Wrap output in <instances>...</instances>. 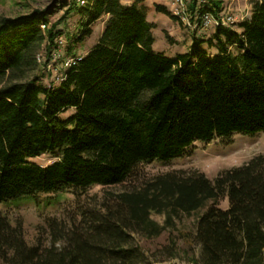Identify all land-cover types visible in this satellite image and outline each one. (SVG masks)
<instances>
[{"label":"trees","instance_id":"trees-1","mask_svg":"<svg viewBox=\"0 0 264 264\" xmlns=\"http://www.w3.org/2000/svg\"><path fill=\"white\" fill-rule=\"evenodd\" d=\"M143 1L85 0L76 40L107 20L56 86L26 80L38 65L46 12L0 16V203L122 184L139 164L180 157L196 141L264 132V0L252 2L240 31L218 26L204 41L215 54L196 41L173 56L153 49L155 23ZM195 7L188 4L191 18ZM46 35L48 44L58 36ZM44 153L58 159L46 166L28 160ZM200 209L190 236L199 252L194 264H264V155L213 179L156 175L81 214L64 234L52 223L48 247L28 245L21 225L0 210V264H151L135 235L159 236L179 214ZM152 213L164 214V224Z\"/></svg>","mask_w":264,"mask_h":264},{"label":"rangeland","instance_id":"rangeland-1","mask_svg":"<svg viewBox=\"0 0 264 264\" xmlns=\"http://www.w3.org/2000/svg\"><path fill=\"white\" fill-rule=\"evenodd\" d=\"M184 1L188 9V4L194 0ZM253 1L208 0V12L213 15L212 19L221 15H233L235 21L227 26L240 31L239 24L252 14ZM215 2L220 5L219 12H212L216 9ZM140 5L145 8L147 20L155 23V51L173 56L190 51L193 43L197 41L209 54L217 52L215 47H209L204 41L213 36L218 26L214 20L207 23L208 25L201 23L199 16L203 11H193V18L188 11L181 16V8L178 6L177 9L174 0H144ZM155 5L164 6L170 15L157 11ZM80 7L79 4L77 9L74 8V0H0V16L3 17H17L33 11L46 12L48 24L46 27L40 25L45 40L37 53L38 65L28 72L26 80L36 78L44 86L58 85L69 65L98 42L107 16L91 24V33L78 41L76 39L81 36L84 21L79 12ZM48 29L58 35L53 44H48ZM46 47H50L49 52ZM72 112L68 110L64 115ZM237 152V159L232 160L231 156ZM259 155H264V132L234 133L228 138H215L210 142L196 141L180 157L166 162L153 160L139 164L134 174L122 184L94 185L78 195L72 190H67L58 194L40 195L38 200L23 198L16 202H2L0 210L7 215L12 225H21L23 238L28 245L48 247L53 237L52 223H56V229L64 234L73 224L78 223L81 214L93 209L98 210L102 202L111 195L138 188L142 182L156 175L168 172H201L213 179L220 171L241 166ZM57 159L58 154L44 153L28 160L46 166ZM227 205V198L219 204L222 208ZM204 210L179 214L174 218V223L168 225L159 236L149 238L135 235V242L145 251L151 264H194L193 258L197 257L199 252L197 246L191 242L190 236L195 231L198 216ZM151 218L161 225L164 224V214L152 213ZM56 245H62V240ZM165 247L173 254L169 255Z\"/></svg>","mask_w":264,"mask_h":264},{"label":"built area","instance_id":"built-area-1","mask_svg":"<svg viewBox=\"0 0 264 264\" xmlns=\"http://www.w3.org/2000/svg\"><path fill=\"white\" fill-rule=\"evenodd\" d=\"M196 3L195 11H198L199 9H202L203 12L200 13V22L203 24L208 25L207 23L211 22V20H214V23L217 26H227L228 24H232L235 21V18L233 15H225L222 17V15L219 18L212 19V14L209 13V3L208 0H194ZM77 2L80 5H85V0H77ZM175 5L181 8V16L185 14V11H187L186 6H185V1L184 0H174ZM180 11H178L179 13Z\"/></svg>","mask_w":264,"mask_h":264},{"label":"bare ground","instance_id":"bare-ground-1","mask_svg":"<svg viewBox=\"0 0 264 264\" xmlns=\"http://www.w3.org/2000/svg\"><path fill=\"white\" fill-rule=\"evenodd\" d=\"M238 154H239L238 152L235 153V154H233V155L231 156V159H232V160L237 159L236 157L238 156Z\"/></svg>","mask_w":264,"mask_h":264},{"label":"crops","instance_id":"crops-1","mask_svg":"<svg viewBox=\"0 0 264 264\" xmlns=\"http://www.w3.org/2000/svg\"><path fill=\"white\" fill-rule=\"evenodd\" d=\"M121 1H122L123 3H125V4H131L134 0H133L132 2H128V1H125V0H121Z\"/></svg>","mask_w":264,"mask_h":264}]
</instances>
